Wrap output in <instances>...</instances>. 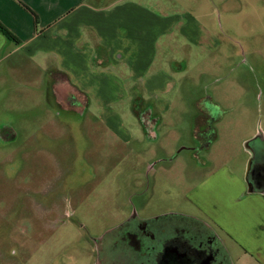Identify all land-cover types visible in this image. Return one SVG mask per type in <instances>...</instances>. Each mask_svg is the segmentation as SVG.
<instances>
[{"label":"rangeland","instance_id":"374dc122","mask_svg":"<svg viewBox=\"0 0 264 264\" xmlns=\"http://www.w3.org/2000/svg\"><path fill=\"white\" fill-rule=\"evenodd\" d=\"M89 1L122 15L88 96H54L49 53L2 64L0 264H102L129 217L204 221L196 188L222 168L247 188L246 144L264 142V0Z\"/></svg>","mask_w":264,"mask_h":264},{"label":"crops","instance_id":"0c3cea01","mask_svg":"<svg viewBox=\"0 0 264 264\" xmlns=\"http://www.w3.org/2000/svg\"><path fill=\"white\" fill-rule=\"evenodd\" d=\"M94 3L89 0H0V23L20 41L15 46L0 34V73L3 62L5 70L11 72L15 71L17 61L21 62L22 71H32L33 58L49 53L62 67V73L53 76L54 96L75 101L65 94L67 87L74 88V97L88 96L89 90L83 84L95 81L99 72L97 64L92 62L96 42L106 41L110 22L122 15V12H110L109 6ZM18 53H21L19 60L15 58ZM72 56L82 59L81 69H77L76 59L71 63ZM79 72L84 74V79L77 80ZM220 171L221 174L217 172V176L196 188L203 189L195 207L205 220L188 218L207 226L223 246L226 260L231 256L227 245H231L239 251L238 260L264 264V190L257 188L249 193L241 175L223 168Z\"/></svg>","mask_w":264,"mask_h":264},{"label":"flooded vegetation","instance_id":"af4514ba","mask_svg":"<svg viewBox=\"0 0 264 264\" xmlns=\"http://www.w3.org/2000/svg\"><path fill=\"white\" fill-rule=\"evenodd\" d=\"M250 149L253 164L248 183L264 190V142L258 148L251 144ZM108 237L100 249L102 264H229L223 246L207 226L188 217H129Z\"/></svg>","mask_w":264,"mask_h":264},{"label":"trees","instance_id":"16d2710c","mask_svg":"<svg viewBox=\"0 0 264 264\" xmlns=\"http://www.w3.org/2000/svg\"><path fill=\"white\" fill-rule=\"evenodd\" d=\"M0 34L10 43L15 46L20 44V41L6 28L0 23Z\"/></svg>","mask_w":264,"mask_h":264},{"label":"water","instance_id":"95a60500","mask_svg":"<svg viewBox=\"0 0 264 264\" xmlns=\"http://www.w3.org/2000/svg\"><path fill=\"white\" fill-rule=\"evenodd\" d=\"M250 145H251L250 142L247 143V144H246V149H247V151H250V152H251ZM251 154H252V152H251ZM257 163H259V161H258ZM252 164H253V157H251V159H250V161H249V163H248L247 173H246V178H245V181H246V183H247V189H248V192H249V193H254L255 190H257L256 188H254V187L252 186V184L248 183V180H247V176H248V174H249V172H250V169H251Z\"/></svg>","mask_w":264,"mask_h":264}]
</instances>
